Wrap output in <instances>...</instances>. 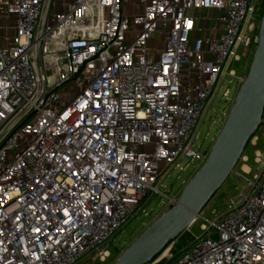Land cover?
I'll list each match as a JSON object with an SVG mask.
<instances>
[{"label": "built area", "instance_id": "2783aa9c", "mask_svg": "<svg viewBox=\"0 0 264 264\" xmlns=\"http://www.w3.org/2000/svg\"><path fill=\"white\" fill-rule=\"evenodd\" d=\"M262 1L138 0L131 16L130 0H0V264L104 261L171 168L205 163L191 141ZM255 154L218 237L204 225L172 264H264Z\"/></svg>", "mask_w": 264, "mask_h": 264}, {"label": "rangeland", "instance_id": "374dc122", "mask_svg": "<svg viewBox=\"0 0 264 264\" xmlns=\"http://www.w3.org/2000/svg\"><path fill=\"white\" fill-rule=\"evenodd\" d=\"M263 10L264 4L260 3L257 7V15L256 20L254 21V30L252 32L254 39L258 35L259 20L261 19ZM140 11L141 7L138 0H130L128 4V13L132 16ZM197 12L199 14L207 13L206 11L201 10H198ZM255 48V43H253L241 60L233 62L228 60L225 64L216 89L203 110L195 135L191 141L194 150L209 154L210 149L227 118L241 82L249 70ZM238 52L241 53L242 48H240ZM230 69L236 71L235 77L229 74ZM227 88H230L231 90L230 97L232 98V101L223 97V92ZM80 90L81 87L73 88L71 96L74 97ZM255 136L258 137L257 145L255 146L250 142L243 154V157H247L248 161L245 162L242 160L237 163L233 172L228 176L222 187L203 208L201 216L197 218L188 230L177 238L178 240L176 239L177 244L172 252L169 251L171 248L169 247L170 244L151 264H172L175 262L182 255L183 249L186 246L192 243L195 238L204 234V225L208 230L215 231L213 237H218V233L210 224V221H216V219L229 208L231 202L236 201L241 192H243L248 186V183L242 178L241 174H244L247 179L251 180L255 174H259L261 171L258 167L259 164L256 162L255 152L257 149L262 152L264 151V123L260 125ZM203 163L198 160L192 161L189 157L183 158L181 160V165L182 167H185V169H170L162 186H160L162 192L165 194H152L145 203V211L140 212L117 233L109 245V257H107L106 260L101 261L93 259L92 254H89L83 257L78 264H115L118 257L130 245V243L134 241L157 217L174 205L175 200L178 199L184 186ZM245 165L250 169L248 173L243 169L245 168Z\"/></svg>", "mask_w": 264, "mask_h": 264}, {"label": "water", "instance_id": "95a60500", "mask_svg": "<svg viewBox=\"0 0 264 264\" xmlns=\"http://www.w3.org/2000/svg\"><path fill=\"white\" fill-rule=\"evenodd\" d=\"M249 70L207 160L184 186L178 199L130 243L115 264H151L201 216L255 136L264 115V10Z\"/></svg>", "mask_w": 264, "mask_h": 264}, {"label": "trees", "instance_id": "16d2710c", "mask_svg": "<svg viewBox=\"0 0 264 264\" xmlns=\"http://www.w3.org/2000/svg\"><path fill=\"white\" fill-rule=\"evenodd\" d=\"M262 3L264 4V0L262 1ZM259 21H260V20H259ZM263 118H264V115H263ZM249 143H250V142H249ZM249 143H248V144H249ZM179 237H180V236H179ZM177 240H178V239H177ZM171 243H172V242H171ZM171 243H169V244L166 246V248H167ZM176 244H177V241H176ZM166 248H165V249H166ZM159 255H160V254H159ZM159 255H158V256H159ZM158 256H156L155 259H156ZM155 259H154V260H155ZM154 260H153V261H154Z\"/></svg>", "mask_w": 264, "mask_h": 264}]
</instances>
